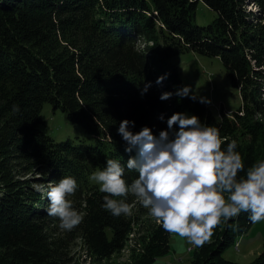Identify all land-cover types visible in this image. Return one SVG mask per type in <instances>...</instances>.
I'll return each mask as SVG.
<instances>
[{"label": "trees", "instance_id": "trees-1", "mask_svg": "<svg viewBox=\"0 0 264 264\" xmlns=\"http://www.w3.org/2000/svg\"><path fill=\"white\" fill-rule=\"evenodd\" d=\"M201 1L217 12L204 26L193 22ZM186 50L221 59L240 92L238 110L220 107L218 116L202 96L175 94L182 81L167 61ZM164 92L173 95L161 100ZM46 102L95 142L55 141L41 128ZM177 112L217 128L222 150L236 141L244 165L237 179L264 161V0H0V264H83L69 247L77 238L98 264L122 250L140 214L113 216L90 176L114 159L130 185L138 173L126 163L135 150L125 151L120 122L158 136ZM66 176L77 181L67 199L83 217L71 231L45 211L49 186ZM111 198L139 204L132 194ZM253 223L243 211L222 220L194 264H264V250L252 263L222 255ZM143 229L149 236L136 264H153L169 251L171 233L160 224Z\"/></svg>", "mask_w": 264, "mask_h": 264}, {"label": "clouds", "instance_id": "clouds-1", "mask_svg": "<svg viewBox=\"0 0 264 264\" xmlns=\"http://www.w3.org/2000/svg\"><path fill=\"white\" fill-rule=\"evenodd\" d=\"M163 79L158 77L157 83ZM150 85L151 82L144 85L141 95ZM189 91L185 86L175 94L185 97ZM172 95L164 92L160 99L167 100ZM159 119L164 120V115ZM130 126L134 127L135 122L124 119L117 131L126 142L125 151L135 150L126 168L136 171L138 178L129 185L124 178L125 166L114 159H107L105 167L90 176L99 191L108 194L103 197L102 207L113 216L131 215L132 208L124 199L111 197L132 194L165 231L196 247L210 241L222 220L227 222L242 211L249 213L254 223L264 220V161L250 167L246 178L237 179L244 165L235 151V140L222 150L223 140L217 128L202 124L196 115L181 112L167 119V129L158 136L147 126L138 132L131 131ZM76 189L77 181L66 176L50 185L47 192L49 206L45 211L57 217L59 227L66 231L73 230L83 219L67 199Z\"/></svg>", "mask_w": 264, "mask_h": 264}, {"label": "rangeland", "instance_id": "rangeland-1", "mask_svg": "<svg viewBox=\"0 0 264 264\" xmlns=\"http://www.w3.org/2000/svg\"><path fill=\"white\" fill-rule=\"evenodd\" d=\"M248 7L257 10V6L253 4ZM216 16L217 12L201 1L193 22L197 25H208ZM167 63L178 69L182 81L181 87L188 86L189 94L202 96L216 115L219 116L220 107H223L228 114L240 108L242 102L240 92L231 84L227 69L220 58L186 50L172 55ZM163 81L166 82L165 79ZM41 117L44 120L41 128L55 141L71 140L81 145L95 142L94 137L90 136L82 125L73 123L66 112L61 109L55 110L49 102L44 103ZM133 206H131V214H140L136 216L134 233L130 235L129 241L122 250L115 252L111 258L100 264H136V260L144 251L146 246L144 241L149 236V232L143 231V227L158 223L150 216L149 210L141 204ZM212 240L213 235L210 238V241ZM236 243L224 249L223 257L235 263L254 262L264 250V220L253 223L247 232L237 238ZM169 245V251L157 257L153 264H194L199 247L193 246L186 239L175 234H170ZM69 247L72 254L80 258L83 264H98L86 253L81 238L72 240Z\"/></svg>", "mask_w": 264, "mask_h": 264}]
</instances>
